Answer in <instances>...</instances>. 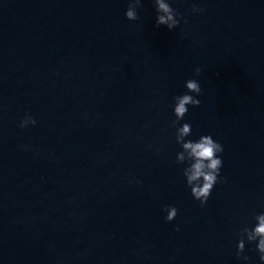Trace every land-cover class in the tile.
I'll list each match as a JSON object with an SVG mask.
<instances>
[{"label":"clouds","instance_id":"obj_1","mask_svg":"<svg viewBox=\"0 0 264 264\" xmlns=\"http://www.w3.org/2000/svg\"><path fill=\"white\" fill-rule=\"evenodd\" d=\"M156 8V25L157 27L163 25L169 30H174L179 24L180 13L171 7L168 0H153ZM142 7L141 0H129L128 8L125 12V17L129 21H137L140 17L137 14V9ZM193 12H202V8L193 6ZM185 23L187 21L185 20ZM202 68L197 67L194 75L199 76ZM187 92L176 96L173 111L176 119L172 122V126L177 124L189 111V105L192 107H199L201 100L197 97L201 95L202 88L200 83L195 79H188L185 81ZM193 93L195 95H190ZM29 123L35 125L36 120L31 116H26L20 123L23 128ZM192 134V127L190 123H183L176 127L175 139L177 144L181 146V151L176 155V162L184 164L187 162L188 166L183 169V176L186 180L187 187L191 190V196L200 202L203 207L206 205L214 186L217 183L225 182L220 179V170L222 167V158L220 157L224 149L223 146L212 138L211 135H202L198 140H186L185 138ZM139 183V181H137ZM164 211L167 212L165 220L171 222L175 219L178 209L175 206H165ZM256 221L253 227L243 226L239 230V240L237 243L236 257L247 262L249 257L243 255L245 251V241L248 243H256V251L259 254V259L264 264V212L254 216ZM179 230V227L176 229Z\"/></svg>","mask_w":264,"mask_h":264}]
</instances>
